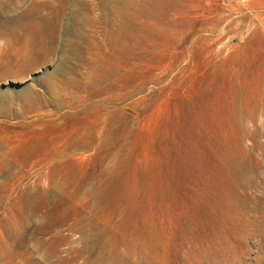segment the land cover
<instances>
[{
	"label": "rangeland",
	"instance_id": "rangeland-1",
	"mask_svg": "<svg viewBox=\"0 0 264 264\" xmlns=\"http://www.w3.org/2000/svg\"><path fill=\"white\" fill-rule=\"evenodd\" d=\"M106 257L264 264V0H0V264Z\"/></svg>",
	"mask_w": 264,
	"mask_h": 264
},
{
	"label": "bare ground",
	"instance_id": "bare-ground-1",
	"mask_svg": "<svg viewBox=\"0 0 264 264\" xmlns=\"http://www.w3.org/2000/svg\"><path fill=\"white\" fill-rule=\"evenodd\" d=\"M106 264H112L113 263V261L112 260H110L108 257H106ZM116 259H118V260H116V262L118 261V263L120 264H128V261H126V260H122V259H120L119 257H116Z\"/></svg>",
	"mask_w": 264,
	"mask_h": 264
}]
</instances>
